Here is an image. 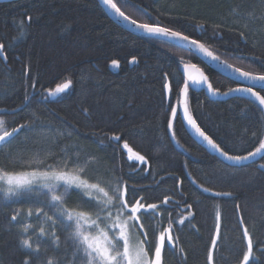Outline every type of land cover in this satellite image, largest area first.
Wrapping results in <instances>:
<instances>
[{
	"label": "trees",
	"instance_id": "trees-1",
	"mask_svg": "<svg viewBox=\"0 0 264 264\" xmlns=\"http://www.w3.org/2000/svg\"><path fill=\"white\" fill-rule=\"evenodd\" d=\"M201 2L114 0L137 23H158L179 31L230 65L264 74V45L219 17L223 11L260 8L264 0H222L220 7L213 8ZM0 43L8 60L6 65L0 58V109L4 110L0 120L8 131L28 125L10 143L0 145V165L20 170L31 160L55 164L78 151L81 160L94 158L89 175L113 184L122 178L128 197H143L145 204L159 205L157 215L141 217L149 239H153V228H166L171 219L173 235L179 239L174 252L165 249L163 264H207L217 213L220 236L214 264H237L244 248V226L253 237L254 264L264 262V168L260 167L264 159L230 167L189 136L179 115L173 127L176 144L167 127L169 104L175 107L181 100L185 64L200 68L221 93L235 88L236 82L175 45L122 29L98 0L0 3ZM113 60L121 64L117 73L110 70ZM134 60L137 63L131 64ZM69 79V93L51 101L47 93ZM165 83L172 85L171 99H167ZM188 106L202 130L230 155H247L264 138V111L253 101L212 102L204 92L190 91ZM125 141L145 156L146 163L128 159L122 149ZM204 187L231 195L210 196L202 192ZM165 198L168 204L163 203ZM38 199L47 198L39 195ZM77 204L79 198L71 193L67 206ZM29 206L22 197L6 198L0 185V264H21L29 251L21 240L29 235L34 248L41 245L33 264H42L46 258L54 264L57 259L60 264H83L82 252L74 256L71 230L59 225L50 228L41 218L46 231L60 236L59 249L50 239H37L33 229L21 231L25 223L35 220L26 219L23 212L16 221L11 216L14 210ZM181 219L183 225L178 223Z\"/></svg>",
	"mask_w": 264,
	"mask_h": 264
},
{
	"label": "snow or ice",
	"instance_id": "snow-or-ice-1",
	"mask_svg": "<svg viewBox=\"0 0 264 264\" xmlns=\"http://www.w3.org/2000/svg\"><path fill=\"white\" fill-rule=\"evenodd\" d=\"M104 3L122 17L124 20H130L123 11L114 3V0H104ZM23 23V22H21ZM130 23L144 30L148 34L164 36L180 41H185L193 45L199 52L213 60L219 61V56L198 40L190 39L189 36L179 31H174L169 27L161 26L158 23H137L136 20H130ZM4 45L0 43V51ZM6 59V57H5ZM113 67H118V61H112ZM231 68V65H227ZM242 77L253 82H262V91H264V74L255 75L252 72L241 71L239 68L234 69ZM71 80L59 85L49 95L55 96L64 93L71 85ZM190 85L198 87L207 86V90L213 95H227L221 93L219 89H214L208 83V77L194 64H185L183 72V87L179 88V95L183 97V117L186 118L196 133L216 152L225 159L240 163L242 161L254 158L260 155L264 159V138L259 139L258 146L254 151H249L247 155H230L221 146L216 143L210 136L197 125L191 113L188 111V94ZM34 86V85H33ZM179 87V83L177 84ZM169 99L172 98V85L165 83L163 85ZM245 92L254 97L264 110V95L260 91L254 90L253 87L230 88L228 92ZM27 99V97H25ZM0 111H4L0 109ZM15 111V110H13ZM170 118L167 122L169 129L173 128V122L177 117V108L169 104ZM4 122L0 121V125ZM28 125L21 124L11 131L3 130L0 132V144L10 143L15 135ZM173 135H175L173 133ZM255 135V133L253 134ZM111 139L120 141V136H113ZM122 149L126 150L130 161L146 163V158L139 152L133 151L128 142L122 144ZM93 159L81 160L79 152L75 155L67 154L64 159L55 164H47L44 160H31L27 165L17 170L9 169L0 165V185H3V192L6 198H24L30 204L25 209L14 210L11 220L16 221L24 213L28 220H35V223H25L21 229L23 233H29L33 229L37 239L46 238L56 249L60 247V236L55 231L48 232L40 223L41 218L50 228L56 226L62 227L69 232V239L75 246V253H83V264H163V253L165 249H176L179 237L173 235V222L170 219L166 228L152 229L153 239H149V232L145 229L142 216H155L158 213L159 205L145 204L143 197L139 199L127 196V184L122 178H117L113 184L110 180H105L100 176L89 175V166ZM264 168V164L260 165ZM194 182V181H193ZM199 187V185H198ZM62 190V191H61ZM210 196L221 197L230 196V193L212 192L211 188L204 187L201 189ZM71 193H75L80 200V204L75 207H69L68 199ZM39 195L47 199L41 201ZM168 198L163 201L168 204ZM191 207V206H189ZM239 209V205L236 206ZM115 210V211H114ZM51 213V215L49 214ZM216 233L211 239V247L207 255V264H214L213 252L217 247V241L220 236V214H216ZM184 220L178 221L183 225ZM239 223L244 224L243 218L240 217ZM143 237V239H141ZM242 242L244 248L241 251L237 264H254L257 257L254 253V241L250 235L247 226L242 229ZM21 246L29 251L25 253V258L21 264H33V259L39 257L41 245L37 244L35 248L32 243V236L21 240ZM182 251V249H181ZM264 253V250H262ZM42 264H54L52 259L46 258ZM55 264H60L57 259ZM264 264V262H258Z\"/></svg>",
	"mask_w": 264,
	"mask_h": 264
},
{
	"label": "water",
	"instance_id": "water-1",
	"mask_svg": "<svg viewBox=\"0 0 264 264\" xmlns=\"http://www.w3.org/2000/svg\"><path fill=\"white\" fill-rule=\"evenodd\" d=\"M17 1H21V0H0V3H9V2H17ZM98 2L100 3V5L103 7V9L105 10V12L107 13V15L118 25L120 26L122 29L130 32L133 35H139V36H143V37H148V38H152V39H156V40H160L163 42H167L170 43L172 45H175L187 52H190L194 55H196L201 61H203L208 67H210L211 69H213L215 72H217L218 74H220L221 76L230 79L234 82H236L237 84H240V87H253L254 90L256 91H262V82L260 81H251L249 79H246L244 77H242L238 72L234 71V69H236V67L232 66L231 68L227 67V65H230L229 63L225 62L224 60H222L220 57L219 61L213 60L210 57L205 56L203 53L199 52L193 45H191L188 42L185 41H180V40H176V39H172V38H168V37H164V36H159V35H152V34H148L146 33L144 30L136 27L135 25L130 23V20H124L122 17H120L115 10L111 9L108 5H106L104 3V0H98ZM139 24V23H138ZM191 39V38H190ZM214 54V53H213ZM215 55V54H214ZM217 56V55H216ZM6 55L4 53V49L2 51H0V58L3 60V62L7 65L8 64V60L7 58L5 59ZM133 63H137L136 60L132 61L131 64ZM121 64L118 63V67H113L112 64L110 65V70L113 73H117L120 70ZM197 67V66H196ZM198 68V67H197ZM200 69V68H199ZM182 75L184 72V66L182 67ZM201 70V69H200ZM241 70V69H240ZM202 71V70H201ZM243 71V70H241ZM204 73V72H203ZM205 74V73H204ZM206 75V74H205ZM207 76V75H206ZM208 83L209 79H208ZM211 84V83H210ZM57 88V87H56ZM55 88V89H56ZM72 88V84L70 85V87L64 92V93H60L57 94L55 96H51L49 95V92L47 93L48 98L51 101H55L57 99H59L61 96H63L64 94L69 93V91ZM54 89V90H55ZM53 90V91H54ZM190 91H194L196 93H202L204 92L205 95L208 97V99L212 102H227L231 99L234 98H242V99H246L249 101H253L255 102L257 105H259L258 101L255 100L254 97H251L250 94L245 93V92H227V95H213L211 92H209L207 90V86L204 85L203 87H198L195 85H190ZM167 94V93H166ZM188 98H189V94H188ZM167 99H169V96L167 94ZM260 106V105H259ZM177 108V116L179 115L181 118V121L183 123V126L186 130V132L189 134V136L199 145L201 146L203 149H205L211 156L216 157L218 160H220L222 163L230 166V167H245V166H249V165H253L256 164L258 162H260L262 160L260 155H257L254 158H250L248 160L242 161L240 163H236L234 161H230L225 159L223 156H221L218 152L214 151L195 131V129L188 124L186 118L183 117V111H184V105H183V97L181 96V100L179 105L175 106ZM261 107V106H260ZM188 111L189 110V106H188ZM264 111V110H263ZM191 113V112H190ZM192 115V114H191ZM193 117V116H192ZM177 118V117H176ZM175 118V120H176ZM194 119V117H193ZM175 120L173 122V127H174V123ZM195 120V119H194ZM196 121V120H195ZM197 123V121H196ZM197 125L199 126V124L197 123ZM200 127V126H199ZM201 128V127H200ZM202 130V128H201ZM203 131V130H202ZM169 133L170 136L174 142V144H176V139L175 136L173 135V128L169 129ZM206 134V133H205ZM207 135V134H206Z\"/></svg>",
	"mask_w": 264,
	"mask_h": 264
},
{
	"label": "rangeland",
	"instance_id": "rangeland-1",
	"mask_svg": "<svg viewBox=\"0 0 264 264\" xmlns=\"http://www.w3.org/2000/svg\"><path fill=\"white\" fill-rule=\"evenodd\" d=\"M221 2L222 0H202L201 5L205 4L212 8L215 6L220 7L222 5ZM228 12H221L219 17L224 18L226 21L232 23V25L241 27L256 43L264 45V5L260 8L252 7L249 11L245 12L233 11L232 14H227ZM3 130H5L4 123L0 125V132ZM1 186L3 189L4 186Z\"/></svg>",
	"mask_w": 264,
	"mask_h": 264
},
{
	"label": "flooded vegetation",
	"instance_id": "flooded-vegetation-1",
	"mask_svg": "<svg viewBox=\"0 0 264 264\" xmlns=\"http://www.w3.org/2000/svg\"><path fill=\"white\" fill-rule=\"evenodd\" d=\"M236 84H237V83H236ZM240 86H241L240 84H237L235 88L240 87Z\"/></svg>",
	"mask_w": 264,
	"mask_h": 264
}]
</instances>
